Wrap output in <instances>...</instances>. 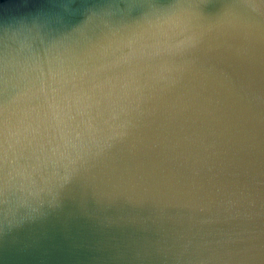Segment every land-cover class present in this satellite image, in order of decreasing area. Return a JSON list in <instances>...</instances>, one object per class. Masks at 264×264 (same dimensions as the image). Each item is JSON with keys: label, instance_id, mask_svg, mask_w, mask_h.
<instances>
[{"label": "clouds", "instance_id": "clouds-1", "mask_svg": "<svg viewBox=\"0 0 264 264\" xmlns=\"http://www.w3.org/2000/svg\"><path fill=\"white\" fill-rule=\"evenodd\" d=\"M0 264H264V0H0Z\"/></svg>", "mask_w": 264, "mask_h": 264}]
</instances>
